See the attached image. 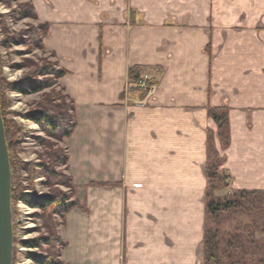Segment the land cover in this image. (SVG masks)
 <instances>
[{"label": "crops", "instance_id": "obj_1", "mask_svg": "<svg viewBox=\"0 0 264 264\" xmlns=\"http://www.w3.org/2000/svg\"><path fill=\"white\" fill-rule=\"evenodd\" d=\"M33 2L77 100L81 208L62 226L63 260L202 264L211 134L221 148L211 109L229 115L221 171L234 190L264 192V0ZM136 66L163 68L159 86L118 102Z\"/></svg>", "mask_w": 264, "mask_h": 264}, {"label": "rangeland", "instance_id": "obj_2", "mask_svg": "<svg viewBox=\"0 0 264 264\" xmlns=\"http://www.w3.org/2000/svg\"><path fill=\"white\" fill-rule=\"evenodd\" d=\"M38 15L33 0H0V83L5 100L3 113L12 133L11 155L15 165L13 169L14 196L18 198V201L15 200L13 203V264H67L63 260V250L67 247V242L61 234L62 226L72 209L81 208L80 202L76 199L77 190L71 176L68 146L71 136L62 140H59L57 136H50L28 116L42 109L53 110L60 118L65 115L75 123L73 135L79 125L76 115L77 100L67 93L61 83L68 72L59 67L55 53L45 45L50 24L43 22ZM99 42L102 43V37L99 38ZM144 68L160 72L149 75L157 80L156 85L148 89L150 97L159 86L164 69ZM51 70H63L67 74L62 78L45 74ZM24 79L40 86L42 84L48 86L37 93L31 92L30 89L24 93L14 91V86ZM135 87L131 86L134 89ZM131 88L128 84L124 93L125 99L131 97L132 93L129 90ZM125 99L121 100L120 95L121 101L118 102H123ZM112 107H117V104H112ZM217 136L219 138V134ZM214 138L211 139L212 143ZM221 148L219 150L213 145L214 151L220 154L223 163L224 157L220 152L223 148ZM207 152L209 155V144ZM64 156L68 157L67 165L60 163ZM47 167L55 173L53 177L45 174L44 170ZM220 172L225 179L227 178V187L222 183L217 186L214 197L233 199V194L237 190L232 188L230 179L221 170ZM66 178H71L73 189L65 185ZM58 193L67 195L65 199H69V202L76 201L77 206L68 213L54 214L51 211L33 208L20 200V197L26 196L35 199L44 196L55 197L60 195ZM251 216L242 210L225 212L215 223L212 222L210 227L219 230L222 233L221 236L232 235L237 230L250 226ZM253 233L255 239H264V234L260 231ZM27 241H34L37 246L26 248L23 243ZM44 241H48V244ZM262 251L261 255L264 253ZM235 253L237 258L245 261L244 263L252 262L249 257L252 252L248 254L247 250L242 252L237 250Z\"/></svg>", "mask_w": 264, "mask_h": 264}, {"label": "trees", "instance_id": "obj_3", "mask_svg": "<svg viewBox=\"0 0 264 264\" xmlns=\"http://www.w3.org/2000/svg\"><path fill=\"white\" fill-rule=\"evenodd\" d=\"M46 32V31H45ZM47 35V32L44 33ZM160 72L157 70L144 68V67H133L128 72V84L135 87L129 89L130 95L132 98L139 99L143 101L148 96V89L156 85L157 80L154 77H149L150 74ZM47 75H54L58 78L64 77L67 72L63 70H51L50 72L45 73ZM151 76V75H150ZM146 87L141 88L139 85L144 82ZM48 85L42 84L41 86L35 82L29 80H22L21 83L14 86L16 92L24 93L28 89L33 93H37L47 88ZM138 86V87H137ZM125 99V95H121V100ZM4 95L2 92V85L0 83V105L2 108V117L5 127L6 142L9 148L10 155V164L13 172L14 161L11 155L12 148V133L8 127L6 119L4 117ZM209 116L215 122L218 128L219 139L223 149H227L230 144V132H229V115L226 108L211 109L209 111ZM28 118L40 125L42 129L50 136H57L59 140L70 137L75 129L74 121H70V118L64 115L63 118L58 117L53 110L42 109L37 113L31 114ZM209 155L207 162L206 175L208 179V189L205 195L206 201V228L205 236L202 245V255H203V264H264V253L261 255V251L264 252V239L257 240L254 238L255 231H260L264 234V192H249V191H236L233 194V199L228 197L217 198L214 197L215 192L217 191V186L221 183L227 187V178L222 175L220 172V167L222 164V157L220 154L213 149L212 143V134L209 138ZM68 157H62L60 163L67 165ZM45 174L54 176L50 169L45 168ZM65 185L70 189H73V183L71 178H66ZM60 195L51 197L44 196L39 198H32L30 196L20 197L19 199L26 203L27 205L42 209L43 211H51L54 214H65L68 213L72 208L77 206L76 201H70L65 199L67 195L63 193H58ZM14 184L12 191V201H18V198L14 196ZM63 195V196H62ZM245 211L252 215V224L250 226H245L243 230H237L235 234H220V231L212 229L210 224L218 219L220 215L225 212L233 211ZM219 223L217 222V225ZM48 241H44L47 243ZM23 245L26 248H35L37 243L34 241L24 242ZM238 247V249H237ZM248 251V254L252 252L249 257L252 262L244 263L245 261L237 258L236 251ZM256 256V258H254ZM245 258V257H244ZM243 258V259H244Z\"/></svg>", "mask_w": 264, "mask_h": 264}, {"label": "water", "instance_id": "obj_4", "mask_svg": "<svg viewBox=\"0 0 264 264\" xmlns=\"http://www.w3.org/2000/svg\"><path fill=\"white\" fill-rule=\"evenodd\" d=\"M13 172L0 105V264H13Z\"/></svg>", "mask_w": 264, "mask_h": 264}, {"label": "built area", "instance_id": "obj_5", "mask_svg": "<svg viewBox=\"0 0 264 264\" xmlns=\"http://www.w3.org/2000/svg\"><path fill=\"white\" fill-rule=\"evenodd\" d=\"M139 87H141V88H145V87H146V83H145V81L142 82V83L139 85Z\"/></svg>", "mask_w": 264, "mask_h": 264}]
</instances>
